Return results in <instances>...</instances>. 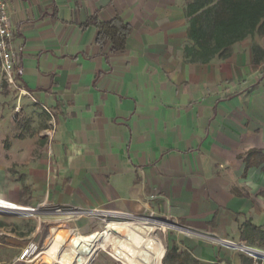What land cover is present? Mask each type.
I'll use <instances>...</instances> for the list:
<instances>
[{
  "label": "crops",
  "instance_id": "obj_1",
  "mask_svg": "<svg viewBox=\"0 0 264 264\" xmlns=\"http://www.w3.org/2000/svg\"><path fill=\"white\" fill-rule=\"evenodd\" d=\"M189 1L7 0L17 86L51 130L0 150V198L183 227L165 247L144 219L89 235L56 221L32 264H90L118 242L136 264H264L217 242L264 250V162L245 161L264 156V32L195 61ZM117 17L131 27L122 52L91 23Z\"/></svg>",
  "mask_w": 264,
  "mask_h": 264
},
{
  "label": "rangeland",
  "instance_id": "obj_2",
  "mask_svg": "<svg viewBox=\"0 0 264 264\" xmlns=\"http://www.w3.org/2000/svg\"><path fill=\"white\" fill-rule=\"evenodd\" d=\"M7 89V90H6ZM0 101V150L9 146L14 139H49L50 137V116L38 110L27 101V97L21 92L20 87L6 88ZM0 157H2L0 153ZM23 216L18 218H0V240L5 238L11 246L0 245V264H32L35 259L20 261L21 248L29 243H36L40 250L44 246L46 237L54 235L50 224L61 220H72L71 225H81L85 235L93 232H105L109 230L104 221L126 220L133 222L134 219H161L152 213H121L127 216H105V215H84L73 219L57 213L56 208L50 205H21ZM36 209L33 210V209ZM69 210V209H66ZM35 211V212H33ZM67 212V211H66ZM118 213V212H116ZM120 213V212H119ZM180 231L168 226L158 224L154 234L165 247L173 239L180 235ZM182 233V232H181ZM135 254V253H134ZM44 262V259H42ZM171 263V258L166 259V264ZM48 264V263H35ZM90 264H136L131 258L128 248L121 242L111 245L102 250ZM177 264V262H175Z\"/></svg>",
  "mask_w": 264,
  "mask_h": 264
},
{
  "label": "trees",
  "instance_id": "obj_3",
  "mask_svg": "<svg viewBox=\"0 0 264 264\" xmlns=\"http://www.w3.org/2000/svg\"><path fill=\"white\" fill-rule=\"evenodd\" d=\"M187 13L190 17L188 37L194 46L187 48L186 52L192 55L193 60L203 63L227 52L231 46L255 32H264V0H190ZM91 23L98 30L100 44L110 42L114 51L125 50L131 27L121 18L107 23L93 19ZM245 161L247 168L260 165L264 162L263 153L251 152ZM246 228L260 231L250 223ZM170 254L171 251L167 250L165 258Z\"/></svg>",
  "mask_w": 264,
  "mask_h": 264
},
{
  "label": "built area",
  "instance_id": "obj_4",
  "mask_svg": "<svg viewBox=\"0 0 264 264\" xmlns=\"http://www.w3.org/2000/svg\"><path fill=\"white\" fill-rule=\"evenodd\" d=\"M13 30L9 19L7 0H0V93L7 88H17V80L20 70L16 64V55L12 50ZM27 208L11 201L0 198V217L18 218L23 216V209ZM33 209V208H32ZM36 210V209H33ZM67 211V212H66ZM35 212V211H33ZM57 213H62L65 217L75 218L84 215H105V216H127L129 215L101 212V211H81L78 209H59ZM72 221V220H71ZM218 245L230 251L241 253L256 262L264 263V250L254 248L243 242H234L230 240H217ZM40 253V248L34 242L26 245L21 252L20 261L36 259Z\"/></svg>",
  "mask_w": 264,
  "mask_h": 264
},
{
  "label": "water",
  "instance_id": "obj_5",
  "mask_svg": "<svg viewBox=\"0 0 264 264\" xmlns=\"http://www.w3.org/2000/svg\"><path fill=\"white\" fill-rule=\"evenodd\" d=\"M151 220H154L155 222H158L159 225H162V226H168V227H171V228H174V229H177V230H183V227L177 225V224H174L170 221H167V220H162V219H151Z\"/></svg>",
  "mask_w": 264,
  "mask_h": 264
},
{
  "label": "bare ground",
  "instance_id": "obj_6",
  "mask_svg": "<svg viewBox=\"0 0 264 264\" xmlns=\"http://www.w3.org/2000/svg\"><path fill=\"white\" fill-rule=\"evenodd\" d=\"M146 223H148L149 225H153L155 227H158V222H155L154 220H150V219H144Z\"/></svg>",
  "mask_w": 264,
  "mask_h": 264
}]
</instances>
